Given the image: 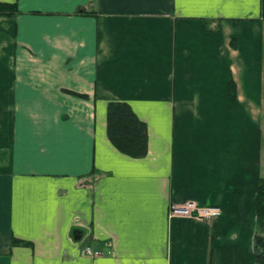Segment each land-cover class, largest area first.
Masks as SVG:
<instances>
[{
  "label": "crops",
  "instance_id": "0c3cea01",
  "mask_svg": "<svg viewBox=\"0 0 264 264\" xmlns=\"http://www.w3.org/2000/svg\"><path fill=\"white\" fill-rule=\"evenodd\" d=\"M19 5L0 16V264H256L264 0ZM110 101L147 122L146 156L110 141ZM188 200L222 212L170 218Z\"/></svg>",
  "mask_w": 264,
  "mask_h": 264
},
{
  "label": "trees",
  "instance_id": "16d2710c",
  "mask_svg": "<svg viewBox=\"0 0 264 264\" xmlns=\"http://www.w3.org/2000/svg\"><path fill=\"white\" fill-rule=\"evenodd\" d=\"M21 13L19 0L0 1V16L14 17ZM80 13L90 15L95 11L83 10ZM219 28L220 26L217 25L216 29ZM229 88L231 94L236 95V83L233 79L229 82ZM76 94L86 97V94ZM107 132L110 141L122 153L134 158L144 157L148 153V124L138 116L129 103L124 101L108 103ZM256 208L255 259L256 264H264V177H260L257 183ZM29 243L22 239H12V245H27Z\"/></svg>",
  "mask_w": 264,
  "mask_h": 264
},
{
  "label": "built area",
  "instance_id": "2783aa9c",
  "mask_svg": "<svg viewBox=\"0 0 264 264\" xmlns=\"http://www.w3.org/2000/svg\"><path fill=\"white\" fill-rule=\"evenodd\" d=\"M222 212V208L218 205H200L192 200L182 203H175L170 209V218L183 216L189 217L196 221H206L211 218L218 217ZM83 254L95 256L103 254L99 249L92 246L83 248Z\"/></svg>",
  "mask_w": 264,
  "mask_h": 264
},
{
  "label": "rangeland",
  "instance_id": "374dc122",
  "mask_svg": "<svg viewBox=\"0 0 264 264\" xmlns=\"http://www.w3.org/2000/svg\"><path fill=\"white\" fill-rule=\"evenodd\" d=\"M262 124H263V128H264V110H263V116H262ZM262 147H263V153H264V136L262 139Z\"/></svg>",
  "mask_w": 264,
  "mask_h": 264
}]
</instances>
